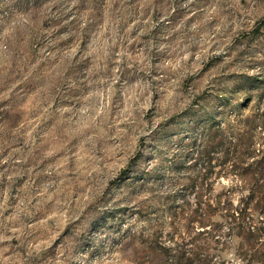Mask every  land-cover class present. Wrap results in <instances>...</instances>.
<instances>
[{
  "label": "rangeland",
  "instance_id": "1",
  "mask_svg": "<svg viewBox=\"0 0 264 264\" xmlns=\"http://www.w3.org/2000/svg\"><path fill=\"white\" fill-rule=\"evenodd\" d=\"M263 143L264 0H0V264H264Z\"/></svg>",
  "mask_w": 264,
  "mask_h": 264
},
{
  "label": "trees",
  "instance_id": "2",
  "mask_svg": "<svg viewBox=\"0 0 264 264\" xmlns=\"http://www.w3.org/2000/svg\"><path fill=\"white\" fill-rule=\"evenodd\" d=\"M264 144V143H263ZM264 153V148L260 149ZM246 199L240 201L237 206L229 204L227 207H221L224 210L222 215L229 228L230 237L233 235L242 236L249 240H259L264 238V185H257ZM222 225L215 224L214 228L209 232L210 238L219 242L215 234L221 230ZM249 246L258 247L256 243H249ZM263 255V253H259ZM205 256V255H204ZM211 262L215 259H209ZM259 260L264 261L263 257ZM199 262L206 261L205 258H199Z\"/></svg>",
  "mask_w": 264,
  "mask_h": 264
}]
</instances>
